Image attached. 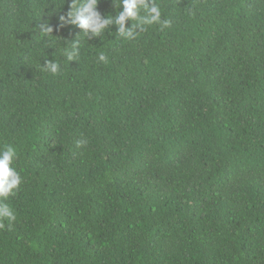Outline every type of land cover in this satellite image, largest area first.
Here are the masks:
<instances>
[{
    "label": "trees",
    "instance_id": "1",
    "mask_svg": "<svg viewBox=\"0 0 264 264\" xmlns=\"http://www.w3.org/2000/svg\"><path fill=\"white\" fill-rule=\"evenodd\" d=\"M69 3L0 0V264H264V0H157L133 40L58 28Z\"/></svg>",
    "mask_w": 264,
    "mask_h": 264
},
{
    "label": "clouds",
    "instance_id": "2",
    "mask_svg": "<svg viewBox=\"0 0 264 264\" xmlns=\"http://www.w3.org/2000/svg\"><path fill=\"white\" fill-rule=\"evenodd\" d=\"M116 14L101 15L97 10L98 0H70L66 13L58 16V28L75 26L81 33L88 37L100 36L103 32H111L110 26H115V32L123 40H133L146 26L157 25L161 30L171 28L172 20L163 18L162 10L157 0H112ZM129 21L130 26L126 27L125 22ZM41 32L46 36L52 33L53 28L47 24H41ZM64 54L68 62L75 60L80 55L82 47L78 35L71 41L65 42ZM98 62L108 63V56L100 52ZM41 69L57 75L61 65L53 58L45 60ZM87 140L77 141V146H84ZM17 157V149L11 145L0 146V228L4 227V220L9 223L16 220L14 210L5 201L9 196L16 195L22 182L20 173L13 167Z\"/></svg>",
    "mask_w": 264,
    "mask_h": 264
}]
</instances>
